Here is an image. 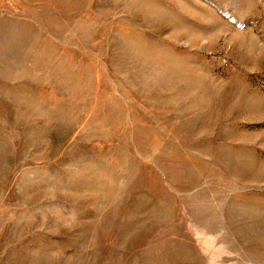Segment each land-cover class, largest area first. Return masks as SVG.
<instances>
[{
    "label": "rangeland",
    "instance_id": "obj_1",
    "mask_svg": "<svg viewBox=\"0 0 264 264\" xmlns=\"http://www.w3.org/2000/svg\"><path fill=\"white\" fill-rule=\"evenodd\" d=\"M0 264H264V0H0Z\"/></svg>",
    "mask_w": 264,
    "mask_h": 264
}]
</instances>
